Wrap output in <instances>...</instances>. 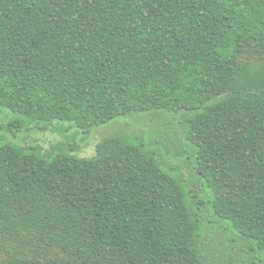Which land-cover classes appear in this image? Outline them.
I'll list each match as a JSON object with an SVG mask.
<instances>
[{
	"label": "trees",
	"instance_id": "obj_1",
	"mask_svg": "<svg viewBox=\"0 0 264 264\" xmlns=\"http://www.w3.org/2000/svg\"><path fill=\"white\" fill-rule=\"evenodd\" d=\"M5 111L83 133L151 113L157 137L113 133L83 159L0 135V264L264 252V0H0Z\"/></svg>",
	"mask_w": 264,
	"mask_h": 264
},
{
	"label": "rangeland",
	"instance_id": "obj_2",
	"mask_svg": "<svg viewBox=\"0 0 264 264\" xmlns=\"http://www.w3.org/2000/svg\"><path fill=\"white\" fill-rule=\"evenodd\" d=\"M4 115L5 117L2 119L0 117V123L1 121L5 124L11 123V132H8L7 128L9 126L6 129L0 127V135L4 136V138L18 144L39 145L45 150L52 149L55 146H61L70 154L83 159L94 157L97 145L103 138L113 133L131 135L151 145H153L152 142L157 137L155 133L149 132L145 128L147 126L146 118L152 116L151 113H136L129 116H121L109 123L94 127L89 133H83L82 130L67 121L56 120L51 123H31L27 120L19 119L20 117L12 112L5 111ZM16 119L20 120L21 124L12 123ZM165 159L173 166L178 163L174 156H168ZM183 169L185 170V172L183 170V173L188 172L187 168L184 167ZM196 187L201 191L198 197L205 200L208 190L204 184L200 183V186L197 184ZM224 225L226 228L230 226L228 222H224ZM209 232L212 236L218 235V238L222 236L221 229L213 224H211V231L209 230ZM231 232L237 235L235 231L231 230ZM225 247L226 250H234L233 255L235 258H238L239 248H235L227 241ZM251 259L250 263L246 262L245 264H264V252H259L256 257H251ZM225 261L226 259L224 261L221 260V263L228 264ZM244 261L247 260L245 259Z\"/></svg>",
	"mask_w": 264,
	"mask_h": 264
}]
</instances>
